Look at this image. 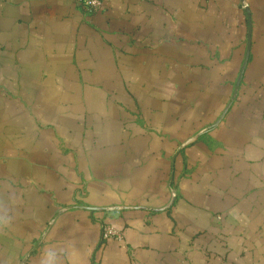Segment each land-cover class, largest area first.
<instances>
[{
	"label": "crops",
	"instance_id": "0c3cea01",
	"mask_svg": "<svg viewBox=\"0 0 264 264\" xmlns=\"http://www.w3.org/2000/svg\"><path fill=\"white\" fill-rule=\"evenodd\" d=\"M9 192L0 264H264V0H0Z\"/></svg>",
	"mask_w": 264,
	"mask_h": 264
},
{
	"label": "clouds",
	"instance_id": "9594fccd",
	"mask_svg": "<svg viewBox=\"0 0 264 264\" xmlns=\"http://www.w3.org/2000/svg\"><path fill=\"white\" fill-rule=\"evenodd\" d=\"M16 202L17 197L14 192H9L7 200L0 198V234L12 227ZM66 259L65 249L48 246L41 252L38 264H65Z\"/></svg>",
	"mask_w": 264,
	"mask_h": 264
},
{
	"label": "built area",
	"instance_id": "2783aa9c",
	"mask_svg": "<svg viewBox=\"0 0 264 264\" xmlns=\"http://www.w3.org/2000/svg\"><path fill=\"white\" fill-rule=\"evenodd\" d=\"M81 7L90 13L96 12L103 7V0H77ZM102 238L108 239H123V232L115 225L105 222L102 224Z\"/></svg>",
	"mask_w": 264,
	"mask_h": 264
},
{
	"label": "water",
	"instance_id": "95a60500",
	"mask_svg": "<svg viewBox=\"0 0 264 264\" xmlns=\"http://www.w3.org/2000/svg\"><path fill=\"white\" fill-rule=\"evenodd\" d=\"M249 52H250V40H249V46H248V52H247V57H246V60H245V63L243 65V68H242V71H241V75H240V78H239V81L237 82V86H236V90H235V93H234V96H233V99L237 93V89L240 85V82H241V78H242V75H243V72H244V69H245V66H246V63H247V60H248V57H249ZM232 102L229 103V105L227 106V108L225 109L224 113L221 115V117L219 118L218 122L223 118V116L225 115V113L227 112L228 108L231 106Z\"/></svg>",
	"mask_w": 264,
	"mask_h": 264
}]
</instances>
